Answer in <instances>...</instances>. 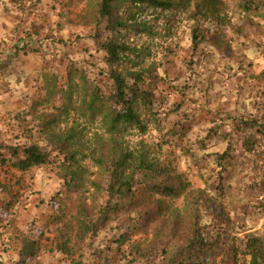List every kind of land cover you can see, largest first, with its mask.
<instances>
[{"label":"rangeland","instance_id":"374dc122","mask_svg":"<svg viewBox=\"0 0 264 264\" xmlns=\"http://www.w3.org/2000/svg\"><path fill=\"white\" fill-rule=\"evenodd\" d=\"M89 1L94 0H68L67 3L65 0H0V51L23 39L26 30L39 32V40L48 39L57 43V47L49 46L39 56L21 54L13 60L11 73L2 79L0 77V143H17L16 138L23 129L13 117L16 113L26 114L34 100L45 98L39 86L45 83L46 73L56 70L64 76L69 60L105 67L90 39L93 34L91 27L79 19L80 15L92 9V6H87ZM163 1H170L174 7L169 11L147 6L135 8L138 21L145 23L149 31L146 34L129 31L126 41L137 50L135 57L139 68L163 78L152 83L151 79H147L145 88L154 92L158 101L157 114L166 127L184 129L182 143L185 148L207 156L223 152L227 145L219 137L207 138L210 129L215 126L211 123L213 119L220 125L223 122L227 124L222 127L223 131H227L228 128L234 129L232 120L237 116H264V11L262 14H247L243 8L244 0ZM199 13L207 15L209 21L206 23L207 41L193 54L190 26ZM105 81L104 85L109 84L108 79ZM180 103L184 105L179 113L165 117ZM83 124L81 139L87 156L88 149L97 150L100 146L98 138L102 133L98 127L86 126V121ZM34 134L39 137L36 131ZM177 137L171 146L163 145V139L154 131L142 137L129 130L119 138L118 148L134 154L144 153L156 167L169 166L179 174H188L187 178L192 183L190 190L204 192L200 205L201 226L205 237L221 251L217 264H232L231 250L237 238L250 231L264 234V210H259L264 201V183L261 191H254V183L261 180L264 171L258 174L252 172L253 162L242 149V134L235 133L232 158L239 166L237 179L236 184L232 183L227 188L229 196L226 203H221L215 199V191L210 186L213 182L210 177L214 178L213 165L209 163L212 157L201 161L198 168L193 169L190 157L176 150L182 144L176 141ZM41 140L42 144H46L45 138ZM18 142L24 144L26 139L22 137ZM84 161V166L89 168V173L84 176L86 183L91 178L101 179L98 171L88 165L90 162ZM20 180V195L27 199L20 197V204L12 216L7 211H0V232H4V243L0 242V264L14 263L18 252V242L14 238L24 234L33 224L36 230H44L47 238H54L53 218L57 207L52 198L67 190L59 169H35L33 175L21 178L19 173L0 167L1 183L14 185ZM140 181H135L136 196L142 195L145 189V183ZM92 193L89 206L98 199L94 190ZM86 194L90 196V193ZM68 196L73 197L69 193ZM154 198L149 201L145 198L143 204L140 197L136 209L129 210L105 228L92 242L87 264H134L130 262V257H123L127 247L121 254L113 243L124 222L126 224L122 228L133 223L143 230L131 238V242L140 243L142 247L150 244L155 233H167L174 226L180 232L177 241L184 240L191 215L185 199ZM160 200L163 204L158 203ZM8 201L9 196L0 191V210ZM158 207L163 208L158 209L160 217L146 226L150 220L146 212ZM6 224L10 227L3 228ZM95 252H101L103 259H97ZM65 260L61 255L46 254L41 264H68ZM155 262L158 264L159 260Z\"/></svg>","mask_w":264,"mask_h":264},{"label":"trees","instance_id":"16d2710c","mask_svg":"<svg viewBox=\"0 0 264 264\" xmlns=\"http://www.w3.org/2000/svg\"><path fill=\"white\" fill-rule=\"evenodd\" d=\"M89 5L92 9L80 15L79 19L91 27L93 34L90 39L105 67L69 60L64 76L56 70L46 73L45 83L39 86L45 98L42 101L34 100L26 114L16 113L13 117L23 129L16 138L17 143H0V167L3 170L19 173L22 178L33 175L35 169H59L60 177L67 187L66 191L52 198L57 207L53 218L54 238H47L44 230H36V226L31 225L24 234L14 238L18 242V252L13 264H41L46 254L61 255L68 264H87L92 242L119 217L136 209L140 197L143 204L146 199L149 201L154 197L184 198L191 209L190 225L185 233L187 237L178 242L176 237L180 232L174 226L167 233H155L150 244L142 247L140 243L131 242V238L143 230L133 223L122 228L126 224L124 222L121 232L113 241L121 254L123 248L127 247L123 257H130V262L134 264H157L155 260H159L158 264H217L221 251L205 237L201 226L200 205L204 200V192L190 190L192 183L187 178L188 174H179L169 166L156 167L144 153L134 154L118 148L119 138L129 130L142 137L154 131L163 139V145L171 146L176 136V141L184 142V129L166 127L157 114L158 101L154 92L145 88L147 79H151L152 83L163 78L152 76L150 70L139 68L135 57L137 50L126 41L129 31L136 34L149 31L145 23L138 21L135 8L147 6L169 11L174 5L163 0H94L89 1ZM243 8L249 15L256 12L262 14L264 2L244 0ZM207 22V15L201 13L192 19L190 32L193 54L207 41ZM39 36V32L26 30L23 39L11 48L0 51L1 79L11 73L13 60L21 54L39 56L49 46L57 47L54 40H39ZM106 79L109 84L104 85ZM183 105L180 103L165 117L179 113ZM83 121H86V126L98 127L102 133L98 138L100 146L97 150L88 149L87 156L83 152L86 146L81 139L85 127ZM211 123H215V126L210 129L207 138L219 137L227 145L225 151L207 156L185 148L183 143L176 150L190 157L193 169H197L201 161L212 157L209 162L213 165L214 177H210L213 179L211 190L215 191L216 200L226 203L229 196L227 188L236 184L239 168L237 160L232 158L235 133L242 134V149L253 162L252 172L258 174L264 171V116H237L232 120L234 129L228 128L227 131L222 129L227 125L224 122L220 125L213 119ZM35 131L38 138L35 137ZM20 136L26 139V143L18 142L22 138ZM43 138L46 144H42ZM55 153L59 155L54 156ZM84 159L98 171L101 179L91 178L86 183L84 176L89 173V168L84 166ZM199 172L202 177L205 176L201 170ZM139 179L145 183V189L142 195L136 196L134 185ZM263 183L264 175L254 183V191H261ZM21 186V180L14 185L0 182V191L9 196L7 205L0 211L13 215L23 196L18 189ZM92 190L98 199L89 206ZM68 193L73 197L68 196ZM158 203L163 204L161 200ZM158 209L163 208L146 212L150 218L146 226L160 217ZM260 209L264 210V201ZM2 227H10V224ZM245 233L233 244L232 264H264V234ZM3 237L4 232H0V242H3ZM94 254L97 259H103L101 252Z\"/></svg>","mask_w":264,"mask_h":264}]
</instances>
